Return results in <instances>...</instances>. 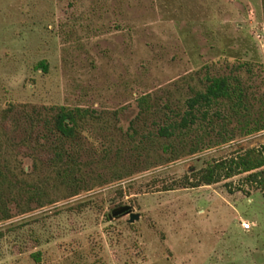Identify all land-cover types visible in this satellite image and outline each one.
I'll use <instances>...</instances> for the list:
<instances>
[{"label":"rangeland","instance_id":"374dc122","mask_svg":"<svg viewBox=\"0 0 264 264\" xmlns=\"http://www.w3.org/2000/svg\"><path fill=\"white\" fill-rule=\"evenodd\" d=\"M263 16L262 0H0V116L12 106L15 122L8 134L0 124V164L25 168L27 183L48 179L54 201L12 208L0 223V264H263L264 189L244 174L197 188L177 182L209 160L261 145L264 131L149 170L160 143L138 158L126 151L131 123L142 134L159 122L137 116L139 94L182 108L204 74L247 62L242 81L255 104L264 102ZM40 61L46 73L35 68ZM61 105L97 111L81 129L79 161L120 148L140 172L67 198L71 190L51 184L46 165L15 156L25 114ZM122 206L139 219L112 216Z\"/></svg>","mask_w":264,"mask_h":264},{"label":"trees","instance_id":"16d2710c","mask_svg":"<svg viewBox=\"0 0 264 264\" xmlns=\"http://www.w3.org/2000/svg\"><path fill=\"white\" fill-rule=\"evenodd\" d=\"M262 4L264 8V0ZM246 65L247 62H240L228 74H204L199 80L200 88H189L190 95L184 99L182 108L165 100L160 104L152 102V93L139 94L135 99L137 116L149 115L159 122H153L151 130L142 134L130 124V132L126 133L129 140L127 158L131 159L133 154L138 158L143 151L157 153L154 146L160 143L161 155L144 167L149 170L184 157L198 156L229 144L237 137L264 131V102L258 105L253 102L250 88L240 76V70ZM35 68L43 73L48 69L45 61L38 62ZM13 109L10 106L0 116V124L7 134L15 123L11 116ZM95 113V109L82 106L32 108L25 114V135L13 145V154L32 160L33 168L37 163L46 165L54 174L51 184H62L71 190L67 198L132 178L140 171L137 165L126 164L120 148L113 152L105 147L96 162L79 161L81 129ZM214 132L216 136L211 140ZM138 135L141 136L139 144L135 143ZM112 153L113 160L110 158ZM17 168L18 164L11 165L8 160L0 164V223L12 218L13 207L28 212L32 210L30 204L42 208L54 202L46 198L48 179L27 183L24 180L28 176L26 169L19 168L20 174L15 172ZM243 174L245 181L264 189V143L209 160L201 168H193L190 174H184L177 183L181 188H197ZM91 200V197L87 198L84 203ZM2 236L0 230V239Z\"/></svg>","mask_w":264,"mask_h":264},{"label":"water","instance_id":"95a60500","mask_svg":"<svg viewBox=\"0 0 264 264\" xmlns=\"http://www.w3.org/2000/svg\"><path fill=\"white\" fill-rule=\"evenodd\" d=\"M119 215H128L129 216V223H133L134 221H137L139 219L138 213H133L131 211V208L129 206H122L118 210L112 212V216H119Z\"/></svg>","mask_w":264,"mask_h":264},{"label":"built area","instance_id":"2783aa9c","mask_svg":"<svg viewBox=\"0 0 264 264\" xmlns=\"http://www.w3.org/2000/svg\"><path fill=\"white\" fill-rule=\"evenodd\" d=\"M250 227H251V223H243V224H241V228L244 231L250 230Z\"/></svg>","mask_w":264,"mask_h":264}]
</instances>
